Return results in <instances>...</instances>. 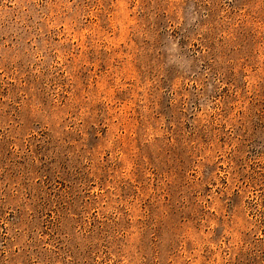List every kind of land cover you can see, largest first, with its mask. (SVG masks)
Instances as JSON below:
<instances>
[{"label":"rangeland","instance_id":"374dc122","mask_svg":"<svg viewBox=\"0 0 264 264\" xmlns=\"http://www.w3.org/2000/svg\"><path fill=\"white\" fill-rule=\"evenodd\" d=\"M0 264H264V0H0Z\"/></svg>","mask_w":264,"mask_h":264}]
</instances>
